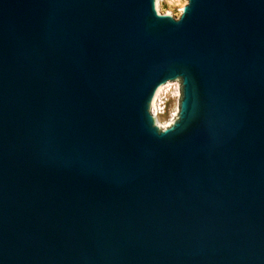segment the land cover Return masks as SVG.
<instances>
[{"label":"water","instance_id":"obj_1","mask_svg":"<svg viewBox=\"0 0 264 264\" xmlns=\"http://www.w3.org/2000/svg\"><path fill=\"white\" fill-rule=\"evenodd\" d=\"M156 6L0 0V264H264V0Z\"/></svg>","mask_w":264,"mask_h":264},{"label":"rangeland","instance_id":"obj_2","mask_svg":"<svg viewBox=\"0 0 264 264\" xmlns=\"http://www.w3.org/2000/svg\"><path fill=\"white\" fill-rule=\"evenodd\" d=\"M186 4L187 3H185L184 0H159L158 8L162 13L171 12L173 17H177L178 12L181 9L180 7ZM178 88L179 87L178 85H176V83H169V85L164 88V90L158 97L156 108L152 111L157 114L155 118L160 126L168 124V122H170L177 113V105L179 99Z\"/></svg>","mask_w":264,"mask_h":264},{"label":"bare ground","instance_id":"obj_3","mask_svg":"<svg viewBox=\"0 0 264 264\" xmlns=\"http://www.w3.org/2000/svg\"><path fill=\"white\" fill-rule=\"evenodd\" d=\"M158 1L159 0H156V8H157V10H158V12H160L159 11V6H158ZM172 1H174V0H172ZM178 1V0H177ZM185 1V0H184ZM185 5H182L180 8L182 9L183 7H184ZM180 11V10H179ZM168 14H171V12H167ZM181 13V12H180ZM172 15V14H171ZM169 84H167L166 86H162V87H160L159 89H158V91H157V93H155V99H154V101H153V104H152V110H154L155 108H156V102L158 101V97H159V95L162 93V91L164 90V88H166L167 86H168ZM170 122H168V124H169ZM168 124H166L167 126H168ZM160 125V124H159ZM165 125H163V126H161V127H164Z\"/></svg>","mask_w":264,"mask_h":264},{"label":"built area","instance_id":"obj_4","mask_svg":"<svg viewBox=\"0 0 264 264\" xmlns=\"http://www.w3.org/2000/svg\"><path fill=\"white\" fill-rule=\"evenodd\" d=\"M162 13V12H161ZM180 11L178 12V16L177 17H174V18H178L179 16H180ZM173 16V15H172ZM169 83H176V85H178V87H179V84L177 83V82H168L167 84H169ZM164 86H166V84L164 85ZM179 89V88H178ZM162 106H163V104H162ZM163 109V108H162ZM151 113L153 114V116L155 117L157 114H155L153 111H152V109H151Z\"/></svg>","mask_w":264,"mask_h":264},{"label":"snow or ice","instance_id":"obj_5","mask_svg":"<svg viewBox=\"0 0 264 264\" xmlns=\"http://www.w3.org/2000/svg\"><path fill=\"white\" fill-rule=\"evenodd\" d=\"M185 3H189V7L191 5V0H185ZM182 11H184V9H181ZM181 75H183L182 73H179ZM164 127H167V125H165Z\"/></svg>","mask_w":264,"mask_h":264}]
</instances>
